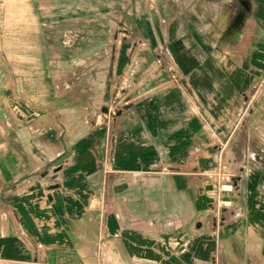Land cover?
Masks as SVG:
<instances>
[{"label":"crops","instance_id":"1","mask_svg":"<svg viewBox=\"0 0 264 264\" xmlns=\"http://www.w3.org/2000/svg\"><path fill=\"white\" fill-rule=\"evenodd\" d=\"M0 1V27L8 30L13 56L25 60L26 75L36 72L35 68H40L38 74L47 72L49 43L53 36L62 35L66 13H72L74 28L87 25L91 31L97 27L98 35L113 36L100 28L113 26L114 6H97L94 1L79 6ZM191 1L132 0L131 9L125 6L127 2L115 6L121 42L159 44L155 49L159 67L143 69L141 80L121 84L137 95L122 105L111 149L106 150L112 164L75 162L78 153L63 146L37 152L47 157L36 164L29 146H15L16 159H0V172L9 171L13 183L8 192L0 194V264H32L36 255L44 258V264H180L193 254L197 262L211 259L218 248L223 256L231 249L238 261L245 255L241 250L247 241L242 235L249 236L248 250L255 253L250 259L256 262L250 264H262L257 251L264 242V166L257 163V154L264 155V146L261 152L255 148L257 132L264 133V116L239 113L240 94L247 87L242 85L244 77L220 68L228 76L227 84L220 85L231 91L220 98L227 114L214 115L209 122L216 72L197 60L191 44L200 36L182 34L185 24L177 23L183 6L198 5ZM251 1L264 6V0ZM227 16L228 11L223 12L221 21ZM258 21L264 27V18ZM127 30L130 33L123 37ZM91 32L97 35L96 29ZM235 42L243 41L237 38ZM21 44L24 50L18 52ZM126 59L119 56L120 63ZM146 59L150 61L151 56ZM169 59L176 69L168 68ZM119 69L122 81L136 71L130 66L124 71L122 65ZM157 72L164 76L162 81L156 79ZM14 102L17 107L22 101ZM24 104L27 114L50 112L45 105L34 104L32 94L25 95ZM55 133L59 138L58 124ZM103 169L109 174L107 199L96 198L94 206L97 176L105 182V176L98 174ZM37 170L53 177L52 193L41 196L42 200L32 195V172ZM118 172L147 177L135 185L117 186L113 176L120 178ZM219 198L229 206L217 216L212 205ZM177 249L184 252V258L177 256ZM52 254L55 261L48 259Z\"/></svg>","mask_w":264,"mask_h":264},{"label":"rangeland","instance_id":"2","mask_svg":"<svg viewBox=\"0 0 264 264\" xmlns=\"http://www.w3.org/2000/svg\"><path fill=\"white\" fill-rule=\"evenodd\" d=\"M89 1H94L97 6H114L112 7L113 13H111L113 26L102 25L100 28L103 33L110 32L113 36L98 35L101 31L97 27H91V31L96 29L97 35L94 36L90 35L92 32L88 30L87 25L74 28L71 21L72 13H66L67 25L62 35L59 37L52 35V42L49 43L50 58L47 61L45 74H38L40 68H35L33 71L36 72L32 75L24 73L25 60L13 56L15 53L11 48L12 43L9 41L8 30L0 27V94L3 96L2 101L0 100V152L3 153V155L0 153V159L2 161H10L18 157L12 154L15 146L31 147L34 152L32 156L34 164L47 157L37 152H44L46 147L63 146L66 150H74L78 153L74 157L75 162L92 163L100 160L102 164H112L108 161L111 155L106 153V150L111 149L112 135L118 128L122 105L137 95L135 90L121 87V84L122 82L128 83V81L131 83V79H134L132 82H137L138 79L143 78L141 75L144 72L143 69L152 68V66L159 67L155 50L156 45L159 44L136 40L121 42L122 37L115 27L114 18L119 11L115 6H121L124 2H127L125 6L128 4L130 6L132 0H33L34 6H79ZM206 2L207 6H200V3ZM191 3L198 5L183 6V15L177 23L185 24L182 34L200 36L194 39L198 42L191 44L195 47L197 60L216 72L214 78L217 86L214 91L215 97L212 95L210 97L212 104L209 108V122L214 115L220 117V115L227 114V108L220 106V98L231 94V91L224 89L227 88L226 85L225 87L220 85L227 84L228 79V76L222 75L220 68H225V72H239L244 77L242 85L247 87L240 94L239 113L264 116V27L260 26L258 21L264 18V6H258V4L254 6L251 0H192ZM216 3H220V6L214 5ZM226 11H228V16L221 21V15ZM222 25H224L223 29ZM122 33L124 37L130 32L127 30ZM217 35L221 37L216 42ZM247 35L250 38L245 40ZM237 38L243 42H235ZM165 46L167 44L164 45L163 50H166ZM21 50H24L23 44L19 45L18 52ZM57 52L61 54V57H55ZM138 55L140 57L133 60V57ZM119 56L127 58L126 61L120 63ZM148 56H151L150 61L146 59ZM121 65L124 71L129 66L136 68V71L128 76L127 81H122L121 74H119ZM167 66L169 69H176L173 59L168 60ZM138 68L141 70L139 71ZM158 73L155 77L162 81L164 76ZM248 80L249 83H247ZM26 94H32L33 103L39 106L45 105L44 107L50 112L41 115L33 111L32 114H27L24 106ZM14 99L21 100V104L15 107ZM57 124L59 138L54 136ZM257 138L258 147L255 150L261 152L260 147L264 146V133L257 132ZM257 157L260 158V160L256 158L257 163L264 166V155L257 154ZM133 173L135 172H118L120 178L114 174L113 180L116 181L117 186L135 185L147 177L146 175H133ZM98 174L105 176V182L103 177L97 176V187L92 194V205L94 206L97 204L96 198L107 199L109 174L104 169L99 170ZM48 176L45 170L32 172L31 188L34 199L42 200L41 196L52 193L53 177ZM101 178L102 181H100ZM9 179H11L9 171L0 172V185H2L0 194H5L12 188L9 185L13 183L9 182ZM101 183L105 186H101ZM223 189L228 190L229 187ZM39 206L40 204L34 203V207ZM212 206L213 212L220 216L229 204L220 203L219 198ZM195 229L194 227L193 231ZM196 236L193 235V238L195 239ZM242 238L247 242L244 244L245 249L241 250V253H245L241 260L233 259L231 249L224 252V257L223 251L218 248L211 259L197 262L193 259L195 258L193 254L191 259H181L180 264H250L256 262L255 259H250V254L255 253L248 250L249 236L242 235ZM260 249L257 252L261 253L260 261L263 264L264 242ZM164 253L167 254L168 251ZM183 254L182 250L177 249L178 257L184 258ZM48 259L55 261L54 254ZM44 263L46 261L44 262V258L39 255H36L32 261V264Z\"/></svg>","mask_w":264,"mask_h":264}]
</instances>
